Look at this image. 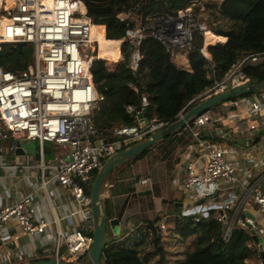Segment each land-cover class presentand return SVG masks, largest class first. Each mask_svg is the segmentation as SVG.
I'll return each mask as SVG.
<instances>
[{
	"label": "built area",
	"instance_id": "1",
	"mask_svg": "<svg viewBox=\"0 0 264 264\" xmlns=\"http://www.w3.org/2000/svg\"><path fill=\"white\" fill-rule=\"evenodd\" d=\"M196 6L193 3L172 13L150 11L138 15L134 8L118 13L117 18L127 24L120 40L127 46L128 68L133 73L138 69L142 58L140 45L146 38L161 43L173 61L180 55L188 56L198 34L203 37L200 52L208 58L206 46L212 42L207 41V34L213 31L207 14ZM90 8L87 17H80L73 14L72 0H0V14H4L0 22V46L2 43L33 46V59L25 69L11 71L0 66V151L5 149L1 142L8 139L14 140L8 147L10 152H15L16 140L22 148V141L38 142L41 155L45 142L53 143L58 149L53 163L41 160L36 165H19V168L39 169L41 184L11 204H0V244H12L21 236L51 232L54 259L72 264L86 257L93 241L90 195L86 188L92 184L94 172L112 155L171 123L148 116L147 121L140 118L149 105L147 96L141 94L138 107L123 106L134 124L95 125L92 114L100 110L106 96L93 82L92 64L88 68L86 64L93 26V7ZM95 43L98 44L93 40L98 50ZM263 60L264 51L242 55L222 77L210 65L208 77L212 84L190 100L179 115L196 100L201 102L228 92V88L233 90L248 84L243 69ZM126 85L132 87L130 82ZM220 104L223 108L220 111L209 109L191 118L183 128L194 138L197 153L182 168L180 184L189 205L182 208L181 214L199 222L210 211L217 210L219 213L214 217L221 224L222 241L229 242L234 230L241 228L248 236L258 237L264 251V228L246 218L245 212L251 198L264 219V148L257 153L262 165L245 185L236 175L237 149L218 141L231 131L252 139L255 132L264 131V89ZM215 126L221 129L219 135L212 129ZM51 181L69 191L74 204V209L53 222L39 216L34 206L35 192L46 190ZM137 184L150 188L151 180L142 176ZM236 184L240 187L238 195L216 202L215 195ZM200 199L202 202L198 204ZM10 220L16 222L19 234L8 240L5 229ZM60 221L65 223L66 230L60 227ZM160 228L164 230V225ZM254 244V240L250 241L247 248L254 249Z\"/></svg>",
	"mask_w": 264,
	"mask_h": 264
},
{
	"label": "trees",
	"instance_id": "2",
	"mask_svg": "<svg viewBox=\"0 0 264 264\" xmlns=\"http://www.w3.org/2000/svg\"><path fill=\"white\" fill-rule=\"evenodd\" d=\"M78 2L82 7L85 4L87 7L96 8L91 16L92 24L105 25L104 35L102 29L96 35L97 27L95 28L94 40L99 43L97 53L99 57L91 65L93 82L97 90L106 96L100 110L92 114L97 126L134 124L133 118L126 113L123 106L138 107L141 94H145L148 98L149 118L173 122L190 100L212 84V79L208 77L210 65L222 77L238 57L264 51L263 0H224L221 4L217 0H80ZM193 3H197L195 7L197 10L213 13L215 19L220 21L216 26L209 25L214 33L207 35V41L212 42L206 46L208 58L200 52L203 37L197 34L193 50L188 54L189 69L175 65L164 46L152 38H146L141 42L142 58L134 73L123 62L118 63L121 59L117 58L116 51L127 28V24L117 18L118 13L129 8L137 11L140 5L143 6L142 15L150 11L172 13ZM223 36L226 37L225 42H222L225 40ZM0 47V66L4 69L23 70L33 59L31 44L2 43ZM126 50L127 46L124 43L122 51ZM243 71L249 78L248 84L256 83L264 86V60L257 65L246 66ZM127 82L136 85L138 92L128 88ZM253 93L247 92L234 98L250 96ZM198 102L196 100L191 103L188 109ZM162 140L126 163L116 166L108 176L131 161L141 158ZM44 151L45 158L50 159L52 155L46 151L45 146ZM91 185L86 188L89 195ZM160 220L161 215L138 225L129 232L130 234L123 232L118 238L109 239L102 252L100 264H250L249 260L254 256L255 250L248 249L247 244L252 240L255 243L259 241L258 237H250L243 229L236 228L229 242L225 243L220 238L222 227L215 219L213 211L199 222L189 215L176 213L167 218L164 224V229L174 232L173 243L169 250L163 245L165 234L161 233ZM191 237L195 239L192 246H189L187 240Z\"/></svg>",
	"mask_w": 264,
	"mask_h": 264
},
{
	"label": "crops",
	"instance_id": "3",
	"mask_svg": "<svg viewBox=\"0 0 264 264\" xmlns=\"http://www.w3.org/2000/svg\"><path fill=\"white\" fill-rule=\"evenodd\" d=\"M93 26L97 27V31L101 27L103 35L105 34V25L93 24ZM224 39L222 42L226 41V37ZM118 50L119 48L116 51V55ZM173 62L183 69H189L190 67L187 55H180ZM128 88L134 92L138 90V87L133 84L132 87ZM263 89H257L255 92ZM210 109L220 111L223 108L221 104H218ZM212 129L216 135L220 134L221 129L219 126H215ZM175 132L158 142L141 158L131 161L120 172L117 171L108 176L104 182L101 190L102 210L109 218L117 217L120 220L121 232L123 230V232H130L138 225L159 215H161L159 224L164 225L167 218L176 213H181L182 208L189 205L180 184L182 181V168L197 152L194 138L188 131L182 128ZM218 141L237 149L235 159L236 175L242 183L248 185L262 165V162L258 161L259 158L257 159V153L260 148H264V131L255 132L253 139L249 138L247 134L241 135L231 131L230 133H225L224 139L219 138ZM44 146L43 154L41 155L38 144L34 158L39 162L41 160L45 163L55 162L58 156L57 147H55V157L52 156L50 159H46ZM23 150L24 154L22 155H15V152L3 154L0 152V204H11L23 194L36 190L41 184L42 177L39 169L19 168V165H36L35 163L27 164L19 161V156H26V160L29 159L25 148ZM13 155L15 157L12 159L10 156ZM34 158L32 159L34 160ZM51 173L49 171V174ZM239 173L240 176L238 175ZM142 176L150 178V188H139L137 180ZM236 185H228L226 190L215 195L216 202L232 198L236 194L238 195L240 187ZM145 190H150L151 193L140 194V192ZM34 196L36 213L49 222H53L55 218H60L74 209L69 191L61 187L56 181H51L46 190L36 191ZM179 204H182V206ZM172 206L180 208V210L176 212ZM245 208L246 218L256 221L255 214L247 205ZM217 213L219 212L216 210L214 214L216 215ZM60 227L64 230L67 229L63 221H60ZM5 233L8 240L19 234L18 226L14 220L7 224ZM47 240L54 242V236L51 232L48 234L21 236L12 244L1 245L0 260H3L2 264H22L37 260H53L54 258L46 254V249H42V243Z\"/></svg>",
	"mask_w": 264,
	"mask_h": 264
},
{
	"label": "water",
	"instance_id": "4",
	"mask_svg": "<svg viewBox=\"0 0 264 264\" xmlns=\"http://www.w3.org/2000/svg\"><path fill=\"white\" fill-rule=\"evenodd\" d=\"M143 6L140 5L137 9V14L140 15L142 12ZM96 11V8H92V13ZM132 24L129 23L128 27H131ZM125 59L123 63L125 65L128 64V52H125ZM264 87L262 84H244L233 90H229L228 92L213 96L206 100L199 102L197 105L191 107L183 114H180L176 120L171 122L167 127L163 130L156 132L150 137L135 143L122 151L117 152L116 154L109 157L102 165V167L97 171L95 178L91 185L90 190V204H91V212H92V221H93V241L90 249L86 255V263L85 264H100V259L102 252L111 238H118L121 235V226L120 220L117 217L109 218L108 215L103 212L101 206V189L106 181L110 171L114 169L116 166H120L126 163L128 160L135 157L140 152L154 145L157 141L162 140L178 129L184 128L187 121L191 118L202 114L203 112L209 110L210 108L220 104L221 102L230 100L235 96H242L247 92H255L257 89ZM147 112L145 111L140 118L145 119L147 121ZM205 136H202L204 138ZM16 150L15 155L24 154L23 148L20 146V142L18 140L15 141ZM15 155L10 156L12 159ZM150 190H145L140 192V194H150ZM202 199H200L197 203L200 204ZM182 206V204H179ZM241 218H244V215H241ZM257 250L259 252V257L261 259V264H264V251H263V243L259 241L257 245ZM80 261H78L77 264ZM22 264H72L63 261L53 260H37L30 261Z\"/></svg>",
	"mask_w": 264,
	"mask_h": 264
},
{
	"label": "rangeland",
	"instance_id": "5",
	"mask_svg": "<svg viewBox=\"0 0 264 264\" xmlns=\"http://www.w3.org/2000/svg\"><path fill=\"white\" fill-rule=\"evenodd\" d=\"M220 4L221 3H223V1L224 0H217ZM264 1V0H263ZM81 3L80 2H77V5H78V8H79V10H80V12H85L84 10V7H82L81 5H80ZM137 12V11H136ZM206 13V12H205ZM207 14V16H208V22H209V25L210 26H216L220 21H219V19H215V14H213V13H210V12H207L206 13ZM4 18V14L3 15H1L0 14V21H2V19ZM225 22V20L223 21V23ZM222 24H220V26H221ZM226 26V28H228V26L227 25H225ZM101 32V27H99L98 28V31H97V33H96V35L97 34H99ZM214 33V32H213ZM95 35V36H96ZM99 44V43H98ZM98 44L97 43H95V47H96V49L98 48ZM209 44H212V43H209ZM123 45V44H122ZM98 51H99V48H98V50H96V53H95V55H93V58H92V60H91V58H89L88 59V61H89V65H90V63H91V61H93V60H95V59H97L99 56H97L98 54ZM120 53L121 54H124L125 52L124 51H122V46H121V48H120ZM112 61H114V60H112ZM105 62V61H104ZM120 62V61H119ZM105 64H106V62H105ZM117 92H119V91H117ZM217 106V105H216ZM213 108V107H212ZM143 139H140V140H138V141H136L137 143L138 142H140V141H142ZM13 139H8L7 141H2L1 142V144L4 146V150L3 151H0V152H2L1 154H3V153H8V152H10L9 150H8V147H9V145L10 144H12L13 143ZM136 142H134L133 144H135ZM21 144H22V146H23V148H25V151H26V153H28V156H29V159L28 160H26V156L24 157H20L19 156V161H22V162H24V163H27V164H33V163H35V164H37V162H39L36 158H34V156L36 155V153H37V148H38V142H36V141H30V142H26V141H22L21 142ZM44 145H45V148H46V151L47 152H49V153H51V155L52 156H54L55 157V147H56V145H54L53 143H50V142H45L44 143ZM32 158H34V160L32 159ZM124 168V167H123ZM123 168H120L119 170H117L118 172H120V170H122ZM99 170V169H98ZM97 170V171H98ZM97 171H95L94 172V177H95V174L97 173ZM239 176H240V173L238 174ZM140 189H143V187L142 186H140L139 187ZM247 206H248V208L253 212V214H255V217H256V221H257V227H263L264 228V219H263V217H262V215H261V213H260V211H259V209L257 208V206L256 205H254L253 203H252V200H251V198L248 200V202H247ZM172 208H173V210L174 211H179L180 210V208H175L174 206H172ZM216 210H213V213L215 212ZM9 222H11V220L9 221ZM8 222V223H9ZM7 223V224H8ZM161 229V228H160ZM124 231V230H123ZM123 231L121 232V234H123ZM129 233V232H128ZM161 233L162 234H165L164 236H163V245H164V247L165 248H167V249H171V245H172V241H173V239H172V236H173V233L174 232H172L171 230H167V229H164V230H162L161 229ZM130 234V233H129ZM132 235H130V237H131ZM194 237H191V238H189L188 240H187V244L189 245V246H192V244L194 243ZM43 245H42V249H46V254H48L51 258H55L56 256H55V252H54V242H52V241H50V240H47L45 243H42ZM0 248H1V244H0ZM254 252H255V254H254V256L249 260V262H250V264H261V259H260V257H259V252H258V250H257V243H255L254 244ZM62 251L64 252L65 250H64V248H62ZM80 264H84V263H86V257L85 256H83V259L79 262Z\"/></svg>",
	"mask_w": 264,
	"mask_h": 264
},
{
	"label": "bare ground",
	"instance_id": "6",
	"mask_svg": "<svg viewBox=\"0 0 264 264\" xmlns=\"http://www.w3.org/2000/svg\"><path fill=\"white\" fill-rule=\"evenodd\" d=\"M79 0H72V2H73V14L75 15V16H80V17H87L89 14H90V11H91V8L90 7H87L85 4H84V7H85V12H80V10H79V8H78V5H77V2H78ZM1 22V21H0ZM95 28H96V26H91V40H90V42H89V58H91V60H92V58H93V55H95V48H94V46H93V40H94V38H95ZM209 33H213V32H209ZM208 33V34H209ZM207 34V35H208ZM97 41V40H96ZM98 42V41H97ZM122 41H121V43H120V47H119V50H118V52H117V57H118V59H125V55H123V54H121L120 53V48H121V46H122ZM94 61V60H93ZM93 61H91V63H90V65L92 64V62ZM87 68L90 66L89 65V61H87Z\"/></svg>",
	"mask_w": 264,
	"mask_h": 264
}]
</instances>
